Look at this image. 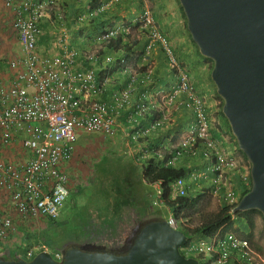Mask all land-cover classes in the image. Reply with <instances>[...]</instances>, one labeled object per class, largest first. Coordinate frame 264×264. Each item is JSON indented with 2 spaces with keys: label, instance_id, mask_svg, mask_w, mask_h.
<instances>
[{
  "label": "built area",
  "instance_id": "2783aa9c",
  "mask_svg": "<svg viewBox=\"0 0 264 264\" xmlns=\"http://www.w3.org/2000/svg\"><path fill=\"white\" fill-rule=\"evenodd\" d=\"M124 1L99 0L77 15L75 24L83 32V48L68 46L59 55L41 56L37 43L42 24L46 19L55 21L54 14L60 19L58 1L3 0L14 14L19 55L10 62L15 72L12 85L0 86V189L24 222L59 218L70 196V178L64 167L74 157L80 132L104 139L120 137L127 148L136 150L135 160L142 166L155 154L165 168L178 167L183 152L199 159L201 156L206 171H193L189 181H211L214 195H221L235 216L240 195L227 172L234 162L217 150L205 99L161 31L149 0H140L136 16L127 19L120 15V19ZM55 22L63 38L68 39L64 22ZM86 30L94 33L87 34ZM162 59L166 66L160 85L156 71ZM181 112L193 116L185 129L176 127ZM13 144H20L23 150L15 161L5 158ZM166 152H176V156L165 157ZM207 172L214 177L209 179ZM244 181L250 185V177ZM151 186L154 205H164L161 183ZM170 187L172 200L186 196L189 188L185 178H177ZM168 222L175 230L182 226L173 216ZM19 236L22 242L14 219L0 216L1 257L31 261L47 252L62 260L61 253H53L37 237L28 247L22 243L20 248L7 245L10 238ZM182 252L207 261L218 255L215 264H224L234 256L247 264H264V256L233 233L196 238Z\"/></svg>",
  "mask_w": 264,
  "mask_h": 264
},
{
  "label": "water",
  "instance_id": "95a60500",
  "mask_svg": "<svg viewBox=\"0 0 264 264\" xmlns=\"http://www.w3.org/2000/svg\"><path fill=\"white\" fill-rule=\"evenodd\" d=\"M200 55L213 62L211 80L222 99L239 150L251 165V190L234 213L264 219V0H179ZM188 236L165 220L145 223L124 250L71 246L58 261L47 252L0 264H201L181 248Z\"/></svg>",
  "mask_w": 264,
  "mask_h": 264
},
{
  "label": "rangeland",
  "instance_id": "374dc122",
  "mask_svg": "<svg viewBox=\"0 0 264 264\" xmlns=\"http://www.w3.org/2000/svg\"><path fill=\"white\" fill-rule=\"evenodd\" d=\"M153 3L156 8L158 0H150V4ZM160 9L163 18L166 19L164 13H168L170 9L163 5H160ZM3 10L4 7L0 9V15L3 14ZM10 20L11 18L9 22ZM168 20L171 21V15ZM13 40L14 34L10 27L5 31V27L0 25V53L5 54L6 46L8 50L10 48V55L14 56L15 54L11 52ZM175 49L184 70L186 72H189L188 68L194 70L189 54L185 51L183 53L182 49ZM12 58L15 59L16 56ZM213 127H215L214 123ZM83 136L86 139L81 140L77 145L75 157L68 170L71 195L60 211V216L56 220L57 225L50 227L51 223L46 220L20 224L24 225L25 229L35 230V234L40 237L48 230L47 235L53 242V247L61 252L71 246L123 250L127 247L125 235L133 234L147 222L166 221L170 212L163 206L154 212L147 210L144 195L146 192L147 195L152 196L153 192L144 184L141 175L142 163L133 157L120 159L117 152H121V149L114 139V141L112 139V141L109 139L104 141L94 135ZM81 143L83 145L80 146ZM132 156L136 157L135 154ZM183 158L181 156V160ZM6 199L7 196L0 189L1 214L5 213L17 220L15 211L9 205L7 207ZM221 200L220 196L207 192L203 200L204 213L219 212L223 207ZM182 218H186L184 221L193 230L201 225L200 215L197 212L189 211ZM253 220L256 224L253 232L254 244L264 254V221L258 214L253 215ZM236 222L237 226L243 227L245 231L249 230L247 224L242 225L244 221L236 220ZM227 264H235V261L231 259ZM240 264H246V261Z\"/></svg>",
  "mask_w": 264,
  "mask_h": 264
},
{
  "label": "crops",
  "instance_id": "0c3cea01",
  "mask_svg": "<svg viewBox=\"0 0 264 264\" xmlns=\"http://www.w3.org/2000/svg\"><path fill=\"white\" fill-rule=\"evenodd\" d=\"M56 1H58L59 3L60 11L62 12V14L60 19L58 15L54 14V20L59 21L60 23L64 22L69 38L68 39L63 38L62 36L63 33L60 32L59 29L57 28L55 21L46 19L45 22H43L42 24V34L39 37L38 46H37L38 53L41 56L59 55L60 53H62V51L65 48H68V46L70 48H83L84 41L80 38L83 32L81 30H78V26L75 24L77 15L87 12L90 9V7L96 5L99 2V0H56ZM130 1L131 0H125L122 3L123 9L122 7L120 8V14H119L120 19L121 16L129 19L134 17V15L138 13L136 12L135 9L131 8L132 6L130 4ZM125 4H130L128 7L129 10L124 8ZM160 5H163L164 7H168L170 9V11L168 12L169 14L166 12L164 13L166 19L163 18ZM3 7H4L3 14L1 13L0 15V19H2L0 25L1 27L2 26L5 27V31H6L7 28H9L10 26L12 27V23L9 24L10 23L9 18H12L10 17L12 12L7 10L6 7L4 6L3 0H0V9ZM152 7L155 9L154 15L156 21L158 22V25L160 26L162 32L170 40V42H172L174 49L175 48L182 49L183 50L182 52L184 53L185 51L186 54L188 53L193 61L194 70H190L186 66L189 71L187 73L190 76L192 83L198 89V91L201 93V95L203 96V98L207 103L208 112L212 120L211 133L213 139L217 142V150L224 153L227 160L234 162V165L231 169L227 168L228 179L231 185L235 188V191L238 193V195H241V193L243 192V188L248 185L245 183L244 177H250V165L248 161L245 159V157L238 150V146L236 145L233 137L225 127V120L222 118L221 115L222 101L217 97L216 88L211 80L212 63L200 55L196 45L192 41L191 36L187 30L186 18L183 12L181 11L178 0H158V3L156 4V8L154 6V3L152 4ZM56 13H60V12L58 11ZM170 15H171V21L168 20ZM106 17L110 18V15H107ZM62 30L64 31L63 28ZM85 32L90 35L94 33V31L92 30H86ZM12 33L15 34L14 30ZM15 45H17V41H15ZM15 47L17 48V46ZM5 48L7 49L5 51V54H3L4 52L0 53V64L2 63V59L8 58L10 55L8 48L6 46ZM11 52H13L15 55L14 56L10 55V59H13L12 57L15 56L18 57V54L15 50H12ZM175 52L178 56L176 49ZM14 76H15V72L13 71L11 73L1 72L0 86L9 88L12 84ZM177 118H178V123L176 127H180L181 129H183V127L189 126L191 120L193 119V116L190 112H181L179 115H177ZM213 123L215 124V127H213ZM170 130L166 131L169 135L172 133ZM166 132H164V134H166ZM83 135H86V133L84 132L79 133L77 145H79V142L81 140L86 139L84 138ZM87 135H94L97 138L103 139L105 141V139L101 135H96V134H87ZM109 140L112 141L113 139L112 140L109 139ZM114 140L116 143L119 144L118 148L121 149L120 151L123 152V154L121 152H117L120 159H126L128 157H133V159H136L134 156H132L136 152V150L133 147L127 148L125 142L120 137H116L114 138ZM81 145L83 144L81 143L80 146ZM77 147L78 146H76V149ZM21 154H23L21 145L13 144L12 146H10V148L6 150L5 158L15 161L19 159V156ZM199 164L196 163L197 166H195V168L194 167L192 168L190 167L189 164H187L185 159L181 163L180 167H185L187 171H191L192 169V171L195 172L205 173L206 171L205 167ZM70 165L71 163L65 166L67 169L64 167V170L67 171L68 175H69L68 170L70 168ZM206 175L209 179L214 177V175L211 172H207ZM70 184H71V179H70ZM199 184H201L202 186H204L205 184L210 186L211 181L209 180L206 182L201 181L199 182ZM144 200L147 210L149 212H153L154 208L156 207L153 206L154 199L152 198V196L147 195L145 192ZM6 201H7L6 202L7 207L8 205L10 207L8 198L6 199ZM14 214L16 215L15 218L17 219V220L14 219V221L17 225H19L20 227L19 231L22 233L21 235L24 234V239H22V242H20L21 240L19 238L21 236H19L18 239L15 237L10 238L9 241H7V245H9L11 248H20L22 243V245L28 247L33 243V239H28L26 238L25 235L28 234L32 236L33 234H35L36 231L29 228L25 229L24 225L20 224L22 221L19 215H17L16 212ZM130 239L131 238H129V240ZM106 249L113 250L114 248H106ZM233 260L235 261V264H240L241 262V261L237 262L235 259Z\"/></svg>",
  "mask_w": 264,
  "mask_h": 264
},
{
  "label": "trees",
  "instance_id": "16d2710c",
  "mask_svg": "<svg viewBox=\"0 0 264 264\" xmlns=\"http://www.w3.org/2000/svg\"><path fill=\"white\" fill-rule=\"evenodd\" d=\"M130 4L132 6H135V7H137V6L140 7L141 2H140V0H131ZM180 8H181V6H180ZM9 11H11V10H9ZM181 11L183 12L182 8H181ZM10 17H12L10 20V23H9V24L12 23V27L10 26L11 27L10 30L12 32L14 30V33H15L14 34V40L11 42V44L13 45V50H15L17 52V54L19 55L18 33L14 29V14H13V12H12ZM15 41H17V45H15ZM15 46H17V48ZM37 46H38V43H37ZM12 60L13 59H9V57L2 59V63L0 64V66H1L0 67V73L1 72H4V73H11L12 72V70L10 69V62ZM208 61H210V60H208ZM210 62L213 64L212 61H210ZM165 66H166L165 61L162 59L160 68L156 71V78L159 80L160 85L163 84V80H164L163 76L165 73V71H164ZM14 78H15V76H14ZM12 83H13V81H12ZM217 97L221 100V98L218 95H217ZM222 104H223V101H222ZM221 108H222V106H221ZM221 115H222V118L225 120V127L227 128V131L231 134L230 126H229L226 118L222 114V110H221ZM231 136H232V134H231ZM233 139L236 143V140L234 137H233ZM236 145H237V143H236ZM153 147H155V146H153ZM240 153L244 156V154L241 151H240ZM157 158H159V157H158V155L155 154L154 158L148 160L145 163V165H143L141 167L142 178L149 185H152L153 183H156V182L161 183L162 189L164 191L165 206L167 208H169V210H171V212L173 214H175V216L178 219L181 218L182 216L186 215L187 212H189V211L199 213L201 225L198 228H196L195 230H189L187 227H183V230L185 231L186 235H188L190 237V239L194 235L202 236V237L207 239V238H212L217 233H220L221 235H225L226 232L230 231V232H233L234 234L239 235L240 237H243V239L248 240L252 245L255 246V244H254V242H255L254 237L255 236H254L253 232H254L256 224L253 220V215L258 214L263 219V216L261 215V213L259 211L252 210V211H247V212H240V213H237L235 215L236 216L235 218H237L236 220H241V222L244 221L242 223V225H244V224L248 225L249 230L245 231L243 229V227L237 226V222L233 219V215L230 214L229 208L226 207V205L224 203H223L224 207H222V209L219 212L204 213V209H203V202L204 201L203 200L205 199V194L207 192H210V193L212 192V188L208 185L206 186V184L204 186H202L201 184L198 186L194 185L191 188H189L188 194L186 196L172 200L171 199V187H170L171 183H173V181L176 180L177 178L186 177L188 175V171L185 167L184 168H174V167L165 168L161 163H159L157 161ZM245 159H246V157H245ZM70 163L71 162H69L68 164H70ZM65 172H67V171H65ZM250 189H251L250 186L249 187L245 186L243 188L242 197L244 195H246L250 191ZM4 214H1V212H0V216H2ZM184 219H186V218H184ZM44 220L51 223L50 227L57 225L56 221H54V220L43 219L42 221H44ZM263 221H264V219H263ZM23 223H26V222H23ZM17 227L19 230V228H20L19 225H17ZM47 231L45 233H43V236H41V237L37 236L36 234L32 235V236L27 234L25 236L28 239H33L34 236H37V238L39 237L40 240H42L44 243H46L49 246V248L51 249V251L53 253H55L59 250H56L53 247L54 246L53 242L50 240L49 236L47 235ZM20 234H22V233L20 232ZM45 234H46V236H45ZM132 235L133 234L125 235V242L127 243V246L130 243L131 239L129 240V238H132ZM255 248L258 251L260 250L259 247L255 246ZM21 251L24 253V249H22ZM217 257H218V255H213L212 257H209V261H207L206 259H203V258H200V259H201L202 264H215ZM228 261L224 264H227ZM241 262H242V260H241Z\"/></svg>",
  "mask_w": 264,
  "mask_h": 264
},
{
  "label": "clouds",
  "instance_id": "9594fccd",
  "mask_svg": "<svg viewBox=\"0 0 264 264\" xmlns=\"http://www.w3.org/2000/svg\"><path fill=\"white\" fill-rule=\"evenodd\" d=\"M179 1V0H178ZM149 2H150V0H149ZM179 3V2H178ZM129 5L130 4H125V6H124V8L125 9H127V10H129L128 9V7H129ZM151 5V9H152V11H153V14H154V8L152 7V4H150ZM132 6V5H131ZM131 8H133V9H135L136 10V12H138L137 11V7H135V6H132ZM184 14V13H183ZM134 16H136V14L134 15ZM154 17H155V15H154ZM156 19V18H155ZM158 23V22H157ZM187 23V22H186ZM160 27V26H159ZM161 29V28H160ZM162 31V30H161ZM164 34V33H163ZM165 35V34H164ZM166 36V35H165ZM171 44H172V42H171ZM172 47H173V49H174V46H173V44H172ZM174 51H175V49H174ZM176 53V52H175ZM176 56H177V54H176ZM177 58H178V56H177ZM206 59V58H205ZM183 65V64H182ZM212 66H213V64H212ZM184 69V68H183ZM185 71V70H184ZM186 72V71H185ZM187 73V72H186ZM188 74V73H187ZM190 77V76H189ZM201 94V93H200ZM222 100V99H221ZM222 106H223V104H222ZM223 114V113H222ZM211 124H212V121H211ZM187 127V126H186ZM186 127H183V129H185ZM212 134V133H211ZM232 134V133H231ZM233 136V135H232ZM213 137V136H212ZM237 143V142H236ZM238 146V145H237ZM239 149V148H238ZM165 157H173V156H176V152H174V153H168V152H166L165 154ZM163 155V156H164ZM181 156H183L184 158L181 160V158H179V161H178V167H174V168H184V167H180V165H181V163L186 159V162H187V164H189L190 165V167H194L195 168V166H197L196 165V163H200L199 165H203L204 166V164H205V161H203V159L201 158V156H200V159L198 158V157H193V156H190L189 154H187V153H185V152H183L182 153V155ZM245 156V155H244ZM246 157V156H245ZM246 160H247V158H246ZM248 161V160H247ZM249 163V162H248ZM185 165V164H184ZM249 165H250V163H249ZM141 167H142V165H141ZM250 169H251V165H250ZM193 171H192V169H191V171H188V175L186 176V177H184L186 180H187V182H188V187L189 188H191L192 186H198V185H200L199 183H192L191 181H189L190 179V173H192ZM70 178V177H69ZM144 181V180H143ZM144 184H146L147 186H149L150 188H151V190H152V192H153V195H152V198L154 199L155 198V195H154V191H153V187L151 186V185H149V184H147L145 181H144ZM250 187H252V181H251V176H250V185H249ZM248 186V187H249ZM210 187L212 188V195H214V188L212 187V185H210ZM189 188H188V190H189ZM251 190V189H250ZM188 194V193H187ZM70 195H71V189H70ZM220 197H221V199H222V196L221 195H219ZM241 198H242V193H241V195H240V200H241ZM240 200H239V202H240ZM154 201V200H153ZM222 201V200H221ZM222 203H224L223 201H222ZM239 204V203H238ZM223 205V204H222ZM153 206L154 207H156V208H154V211H156L160 206H155L154 205V203H153ZM163 207H166L165 206V201H164V205H162ZM238 206V205H237ZM224 207V206H223ZM167 208V207H166ZM237 208V207H236ZM168 210H169V208H167ZM153 211V212H154ZM169 212H170V216H173V217H175L180 223H182V226H181V228L180 229H178V230H180V231H183L184 233H185V231L183 230V227H187L189 230H193V229H191L188 225H187V223L184 221V218H177L176 216H175V214H173L172 212H171V210H169ZM237 213H235V215H236ZM169 216V217H170ZM12 217V216H11ZM236 216H234L233 217V219L236 221V219L237 218H235ZM169 219V218H168ZM168 219L166 220L167 222H168ZM57 220V219H56ZM56 220H54V221H56ZM24 222V221H23ZM30 222H32V221H30ZM27 223V222H26ZM169 223V222H168ZM170 225V224H169ZM200 226V225H199ZM171 227V226H170ZM172 228V227H171ZM175 230V229H174ZM138 232V230L137 231H135L134 233H133V235H132V238H131V240H130V243L128 244V246L131 244V241L133 240V238H134V236L136 235V233ZM227 233H233V232H230V231H228V232H226V234ZM186 234V233H185ZM221 235L220 233H217V234H215V235ZM225 234V235H226ZM234 234V233H233ZM214 235V236H215ZM225 235H221V237H223V236H225ZM237 237H239V238H241V239H243V237H240L239 235H237V234H235ZM23 236H24V234H23ZM188 236V235H187ZM213 236V237H214ZM203 238V239H206V238H204V237H202V236H196V235H194V236H192L191 237V239H190V237L188 236V241H187V243L185 244V246L187 245V244H189L192 240H194V239H196V238ZM212 237V238H213ZM35 238V236L33 237V239ZM212 238H207V239H212ZM24 239V238H23ZM244 240H246V239H244ZM248 241V240H247ZM250 243V242H249ZM250 245L252 246V248L257 252V253H259L260 255H262V256H264V254H262V252H260V251H258L256 248H255V246L254 245H252L251 243H250ZM127 246V247H128ZM184 246V247H185ZM126 247V248H127ZM184 247H182V248H184ZM182 248H181V253L183 254V255H185L183 252H182ZM125 249V248H124ZM123 249V250H124ZM57 252H59V253H61L62 254V252L61 251H57ZM52 255V254H51ZM63 256V255H62ZM186 256V255H185ZM187 258H190V257H193V258H197L199 261H200V263H201V259L200 258H204V257H201V256H197V257H195V256H186ZM6 259V258H5ZM233 259H235L237 262L238 261H241V259H239V258H237L236 256H234V258ZM7 260H17V259H7ZM33 260V259H32ZM231 260V259H230ZM202 264V263H201Z\"/></svg>",
  "mask_w": 264,
  "mask_h": 264
}]
</instances>
